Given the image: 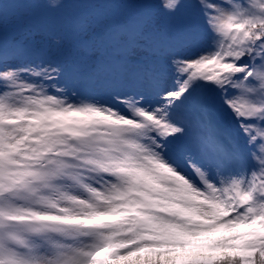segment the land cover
Returning a JSON list of instances; mask_svg holds the SVG:
<instances>
[{"label": "snow or ice", "instance_id": "1", "mask_svg": "<svg viewBox=\"0 0 264 264\" xmlns=\"http://www.w3.org/2000/svg\"><path fill=\"white\" fill-rule=\"evenodd\" d=\"M0 264H264V0H0Z\"/></svg>", "mask_w": 264, "mask_h": 264}]
</instances>
